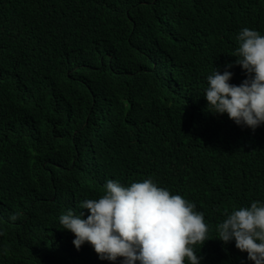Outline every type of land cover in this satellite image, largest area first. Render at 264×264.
<instances>
[{
	"label": "trees",
	"instance_id": "obj_1",
	"mask_svg": "<svg viewBox=\"0 0 264 264\" xmlns=\"http://www.w3.org/2000/svg\"><path fill=\"white\" fill-rule=\"evenodd\" d=\"M131 10L139 11L136 19ZM244 27L264 34V0H0V70L6 66L9 78L19 69L15 55L41 44L50 60L55 56L49 74L55 82L48 85L61 89L68 81L77 88L54 93L49 104L60 93L70 100L47 108L35 130L0 125L8 148L24 152L11 158L0 151V264H90L84 255L92 246L77 249L59 217L71 209L86 218L80 203L99 198L109 179L127 186L151 178L189 195V165L199 166V145L180 159L179 141L199 119L197 93L206 90L207 76L215 68L243 70L232 54ZM78 56L89 61L85 72L74 70L81 67ZM57 140L61 145L52 146ZM237 173L204 197L211 220L234 208L225 196L234 180L236 200L256 194L244 172L235 179ZM30 199L41 221L30 216ZM219 247L215 239L197 248L199 257L209 250L200 264H239L234 250Z\"/></svg>",
	"mask_w": 264,
	"mask_h": 264
},
{
	"label": "clouds",
	"instance_id": "obj_2",
	"mask_svg": "<svg viewBox=\"0 0 264 264\" xmlns=\"http://www.w3.org/2000/svg\"><path fill=\"white\" fill-rule=\"evenodd\" d=\"M127 14L136 19L139 11L131 10ZM237 40L239 46L232 55L237 57L235 64L243 70L237 66L230 71L215 68L207 76L206 90L197 93L201 102L197 110L199 119L191 134L188 131L179 141L180 159L186 154L192 156L188 150L192 144H196L195 150L199 145V166L193 160L189 165L192 184L189 195L172 193L151 178L127 186L109 179L99 198L80 203L79 209L88 210L86 218L84 212L76 214L71 209L60 215L61 228L74 234L73 244L77 249L85 243L92 246L84 255L90 264H200L209 250L199 257L197 248L215 239L220 250H234L239 264H264V34L244 27ZM15 56L19 68L16 73L8 78L2 71L6 66L0 70V125L19 126L27 132L24 127L35 130V125L42 124L41 117L47 108L69 99L60 93L49 104L54 93L68 88L72 95L77 88L68 86V81L61 89L48 85L55 82L49 76L55 56L52 54L50 60L41 44H34ZM57 61L61 59L57 57ZM78 63L82 68L74 66V70L85 72L84 69L90 68L85 56H78ZM70 77L68 72L66 78ZM92 114L84 124L91 123ZM83 130L82 125L74 134L80 135ZM46 141L51 144L50 138ZM53 145L61 144L57 140ZM6 147L0 138L3 154L11 158L13 152L20 158L24 155L21 147L8 148L9 153ZM210 159L215 163L208 166ZM3 162L0 158V165ZM237 170L235 179L244 172L242 179L254 184L256 194L248 200H236L234 180L225 192L234 208L229 211L225 207L218 218L211 220L204 197L212 194L214 183L234 179ZM3 173L4 169L0 168V178ZM29 182L37 184L35 179ZM26 206L32 218L43 219L44 215L37 216L34 212V199ZM10 219L15 221L17 216ZM214 225L216 234L211 231ZM60 233L69 245L66 234Z\"/></svg>",
	"mask_w": 264,
	"mask_h": 264
}]
</instances>
